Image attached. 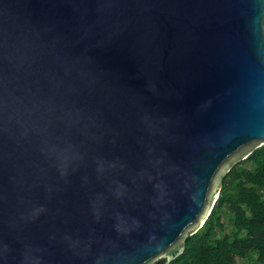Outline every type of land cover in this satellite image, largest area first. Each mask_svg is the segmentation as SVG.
<instances>
[{"label":"water","instance_id":"water-1","mask_svg":"<svg viewBox=\"0 0 264 264\" xmlns=\"http://www.w3.org/2000/svg\"><path fill=\"white\" fill-rule=\"evenodd\" d=\"M264 145V0H0V264H170Z\"/></svg>","mask_w":264,"mask_h":264},{"label":"trees","instance_id":"trees-1","mask_svg":"<svg viewBox=\"0 0 264 264\" xmlns=\"http://www.w3.org/2000/svg\"><path fill=\"white\" fill-rule=\"evenodd\" d=\"M170 264H264V145L226 174L209 218Z\"/></svg>","mask_w":264,"mask_h":264},{"label":"rangeland","instance_id":"rangeland-1","mask_svg":"<svg viewBox=\"0 0 264 264\" xmlns=\"http://www.w3.org/2000/svg\"><path fill=\"white\" fill-rule=\"evenodd\" d=\"M231 230H232V226H231L230 223H228V225H227V232H231Z\"/></svg>","mask_w":264,"mask_h":264}]
</instances>
